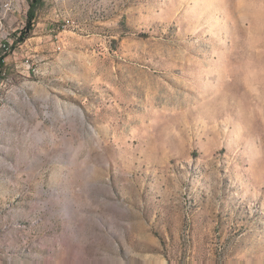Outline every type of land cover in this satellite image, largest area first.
<instances>
[{
    "label": "rangeland",
    "instance_id": "rangeland-1",
    "mask_svg": "<svg viewBox=\"0 0 264 264\" xmlns=\"http://www.w3.org/2000/svg\"><path fill=\"white\" fill-rule=\"evenodd\" d=\"M28 8L0 0V264H264V0Z\"/></svg>",
    "mask_w": 264,
    "mask_h": 264
},
{
    "label": "trees",
    "instance_id": "trees-1",
    "mask_svg": "<svg viewBox=\"0 0 264 264\" xmlns=\"http://www.w3.org/2000/svg\"><path fill=\"white\" fill-rule=\"evenodd\" d=\"M27 1L29 2V8L27 11V19H28V22H31L34 20V17H35L34 14H35L36 7H37V5H39V3L42 0H27ZM22 38H24V37H22ZM3 60H4V56L0 55V66H3Z\"/></svg>",
    "mask_w": 264,
    "mask_h": 264
},
{
    "label": "built area",
    "instance_id": "built-area-1",
    "mask_svg": "<svg viewBox=\"0 0 264 264\" xmlns=\"http://www.w3.org/2000/svg\"><path fill=\"white\" fill-rule=\"evenodd\" d=\"M7 7V6H6ZM62 25H61V27L62 28H73V29H75V28H77V24H75V23H68V22H65V19L64 20H62ZM1 45V44H0ZM6 46H5V44H2L1 45V50H3V48H5Z\"/></svg>",
    "mask_w": 264,
    "mask_h": 264
},
{
    "label": "bare ground",
    "instance_id": "bare-ground-1",
    "mask_svg": "<svg viewBox=\"0 0 264 264\" xmlns=\"http://www.w3.org/2000/svg\"><path fill=\"white\" fill-rule=\"evenodd\" d=\"M65 22H68V23H75V22H73L72 20H65Z\"/></svg>",
    "mask_w": 264,
    "mask_h": 264
}]
</instances>
